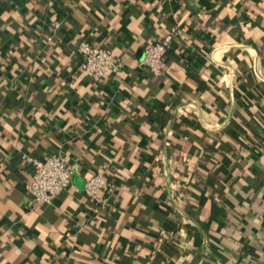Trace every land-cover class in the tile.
I'll return each instance as SVG.
<instances>
[{
  "label": "crops",
  "instance_id": "crops-1",
  "mask_svg": "<svg viewBox=\"0 0 264 264\" xmlns=\"http://www.w3.org/2000/svg\"><path fill=\"white\" fill-rule=\"evenodd\" d=\"M175 30L156 76L144 47ZM24 152L80 171L33 203ZM0 264H264V0H0Z\"/></svg>",
  "mask_w": 264,
  "mask_h": 264
},
{
  "label": "built area",
  "instance_id": "built-area-1",
  "mask_svg": "<svg viewBox=\"0 0 264 264\" xmlns=\"http://www.w3.org/2000/svg\"><path fill=\"white\" fill-rule=\"evenodd\" d=\"M177 32L178 30L170 32L161 40L145 45L142 64L154 75L163 74L164 57L173 48ZM70 43L82 56V68L88 71L95 80L105 77L118 78L122 73L125 64L110 49L75 38ZM42 60L44 61L45 58ZM21 156L33 168L32 180L27 185V191L33 203L53 202L68 189L73 174L80 171V165L77 162L71 161L62 154L55 153L46 159H39L26 152ZM115 190L116 187L111 184L104 173H95L86 178L85 192L98 206L107 205Z\"/></svg>",
  "mask_w": 264,
  "mask_h": 264
}]
</instances>
